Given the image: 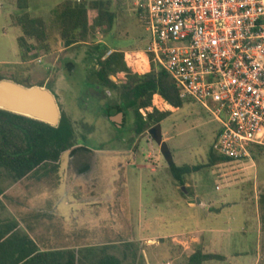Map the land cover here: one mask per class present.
Here are the masks:
<instances>
[{"label":"rangeland","instance_id":"374dc122","mask_svg":"<svg viewBox=\"0 0 264 264\" xmlns=\"http://www.w3.org/2000/svg\"><path fill=\"white\" fill-rule=\"evenodd\" d=\"M29 1L32 16L45 17L63 0ZM19 14L16 0H0V67L20 63L17 38L22 33L11 23ZM117 14L112 33L106 38L99 35V40L110 50L133 55L145 50L148 36L133 8L119 7ZM93 50L91 44L60 45L54 53L25 64L29 81L45 83L60 112L73 122L79 146L89 150L65 152L58 171L40 182L34 178L13 182L0 172V221L20 222L42 251L75 250L85 263L107 248L119 258L127 256L123 264H134V256L138 264H184L187 257L175 250L178 244L170 246V235L196 228L200 212H189L181 202L185 189L170 174L151 129L132 140V114L124 130L116 128L123 118L109 121L105 116L107 103L112 104L115 96L108 92L106 97L105 89L89 88L86 83ZM137 61L129 60L136 73L150 71L142 58ZM11 72L15 70L4 69L1 75ZM119 81H124L123 75L116 77L115 82ZM155 101L159 110L172 111L160 128L173 162L207 165L218 124L198 105L174 109L158 98ZM186 182L185 187L195 190L192 200L205 194L204 198L209 195L220 204H231L220 223H228L233 230L232 251L243 249L250 257L258 252L264 264V213L259 209L264 194V148L237 163L206 167L186 176Z\"/></svg>","mask_w":264,"mask_h":264},{"label":"trees","instance_id":"16d2710c","mask_svg":"<svg viewBox=\"0 0 264 264\" xmlns=\"http://www.w3.org/2000/svg\"><path fill=\"white\" fill-rule=\"evenodd\" d=\"M16 7L20 14L12 17L11 23L22 33L17 38L20 63L1 66L0 81L12 80L26 87L49 89L44 82L29 81L30 69L25 64L41 54L54 53L60 45L70 48L91 44L94 47L90 54L93 67L88 80L107 88L115 96L107 116L122 111L133 115L136 135L158 128L172 115V111L156 108L148 111L153 107L155 95L174 109H182L187 104L197 105L190 99L181 98V92L173 78L153 63L149 72L138 74L127 65L124 52L115 48L111 55L105 57L110 49L99 40V35L106 38L112 33L118 18V8L122 7L120 4L109 0H63L45 17L32 16L29 0H16ZM4 69H13L15 72H11L9 76L1 75V70ZM121 75L124 76V81L120 84L114 83L110 78ZM142 110L147 111L145 115L141 113ZM80 150L89 149L79 146L74 124L65 113L61 112L59 125L53 127L0 109V172L3 177L13 182L31 178L40 182L58 171L60 159L65 152L74 154ZM250 152L252 155L262 153V148L253 147ZM228 162L231 161L217 155L212 147L207 165L178 166L172 161L169 163V170L178 185L185 189L181 190L183 197L193 198L195 190L185 187L186 176L199 173L206 167ZM2 194L0 188V197ZM259 207L264 213V194H261ZM126 258L127 256L119 258L108 253L107 248H103L99 256L88 263L83 262L77 252L72 250L42 252L33 239L22 234L17 223L0 221V264H123ZM225 260L226 257L196 250L185 259L184 264ZM132 261L138 264L135 256Z\"/></svg>","mask_w":264,"mask_h":264},{"label":"built area","instance_id":"2783aa9c","mask_svg":"<svg viewBox=\"0 0 264 264\" xmlns=\"http://www.w3.org/2000/svg\"><path fill=\"white\" fill-rule=\"evenodd\" d=\"M109 1L131 6L148 36L145 50L124 53L127 65L164 69L218 124L217 155L237 163L264 148V0ZM156 97L148 111L160 109Z\"/></svg>","mask_w":264,"mask_h":264},{"label":"crops","instance_id":"0c3cea01","mask_svg":"<svg viewBox=\"0 0 264 264\" xmlns=\"http://www.w3.org/2000/svg\"><path fill=\"white\" fill-rule=\"evenodd\" d=\"M156 96V99L158 98L162 102H164L160 96ZM204 196L206 195L204 194L203 196L200 195V197H195V199H200L201 204H191V198L181 197V202L184 203V207L189 212L199 210V224L194 229H184L180 232L170 235V237H172L170 246H172V244H178L177 247H175V250H177L178 253L182 252L181 255H186V257L192 255L196 250H202L204 253H211L226 257V260L223 262L208 261L204 262L203 264H260L262 262V259L259 257L258 252L250 257L249 253L245 252L243 249H238L235 252L232 251L231 243L233 241V230L230 228L228 223H223L224 225L220 223V220H222L224 217V212H226L225 209L227 207H230L231 204H220V201H218L217 198L211 197L209 195L207 196L208 198H204ZM12 221L17 223L22 234L33 239L39 247L37 239L25 233L23 229L26 228H23L20 222H17L15 220ZM243 231L245 232L244 229ZM178 238H181L180 241H178ZM159 239L162 240L163 238ZM159 244L160 243H158V245ZM157 248L158 247H155L154 249ZM39 250L42 251L40 247ZM172 256L180 257L179 254L177 255V253H174Z\"/></svg>","mask_w":264,"mask_h":264},{"label":"water","instance_id":"95a60500","mask_svg":"<svg viewBox=\"0 0 264 264\" xmlns=\"http://www.w3.org/2000/svg\"><path fill=\"white\" fill-rule=\"evenodd\" d=\"M116 81L115 77H111ZM0 109L15 113L33 120H37L53 127L59 125L61 112L55 96L45 87H26L12 80L0 81ZM123 118L119 114L118 120ZM156 142L161 147V153L167 163L173 161L169 147L162 142L160 126L151 130ZM191 204H201L199 198L190 201Z\"/></svg>","mask_w":264,"mask_h":264},{"label":"flooded vegetation","instance_id":"af4514ba","mask_svg":"<svg viewBox=\"0 0 264 264\" xmlns=\"http://www.w3.org/2000/svg\"><path fill=\"white\" fill-rule=\"evenodd\" d=\"M112 77V76H111ZM110 77V78H111ZM112 80V79H111ZM113 81V80H112ZM114 83H116V84H120V83H122L123 81H119L118 83L117 82H115V81H113ZM87 84H88V86H89V88H94V89H98V90H102V89H105L106 91V97H109L108 95H107V93L108 92H110L107 88H102V87H100L97 83H94V82H91V81H89L88 80V82H86ZM85 84V83H84ZM97 93H99V92H97ZM111 93V92H110ZM108 100V99H107ZM109 101V100H108ZM112 103H113V100H112ZM111 103H110V101H109V103H107V110H106V112H105V116L106 117H108V119H109V121H111V119H113V118H117L118 116H119V114H123V124L122 125H116V128L117 129H119V130H124V124L126 123V121H127V119H128V115L129 114H127V113H125V112H117L115 115H113V116H107V112H108V110L110 109V107H111ZM142 113V112H141ZM152 130V129H151ZM130 135H129V137L132 139V140H134L136 137H138V136H141V135H136V133L134 132V129H133V131H132V133H129Z\"/></svg>","mask_w":264,"mask_h":264}]
</instances>
